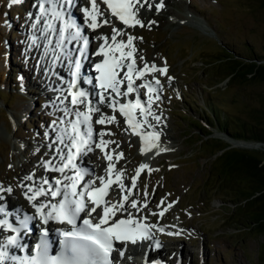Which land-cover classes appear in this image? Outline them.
<instances>
[{
  "label": "snow or ice",
  "instance_id": "snow-or-ice-1",
  "mask_svg": "<svg viewBox=\"0 0 264 264\" xmlns=\"http://www.w3.org/2000/svg\"><path fill=\"white\" fill-rule=\"evenodd\" d=\"M76 2L77 0H37V3L33 5L38 9V12L32 28L39 31L45 39L50 33H56L59 39L55 49L52 50L55 52L56 49H59V53L54 55V61L61 59L62 56L67 57L70 67L73 69L71 71L73 79L66 90L67 95H64L65 90L61 89V95L57 99L60 104H65L67 101L71 105L68 107L65 104L61 110L66 117L75 118L61 119L60 125L63 127H57L56 121L52 122L53 130L57 133L54 143L63 145L56 149L60 163L55 165L51 160H48L44 162L43 167L47 171L61 174V177L55 180V187L47 179H43L37 184L34 174L25 177L26 180L33 181V184L21 186L26 188L24 196L35 209V213L43 225L47 226L50 221H55L58 224H67L69 227L57 229L59 236L63 238L60 241L59 253L50 254L47 239L49 230L44 227L41 229V240L36 245L34 255L20 259L15 256L9 257L6 250H0V264H3L5 259L19 260V264H114V252H118L120 258L123 259L129 243L135 245L144 240L154 239L151 229L157 226L145 223L146 216L137 217L129 211L131 208L140 212L148 207L147 202L138 207L139 202L136 199L129 200V197L134 195L133 189L137 186V178L141 171L148 169L149 166L141 164L136 170V176L131 178V187L126 186L122 179L123 170H115L114 173L113 155L110 152H105L108 145L117 142L105 140L104 137L114 135V133L106 130L96 132L98 142H95L93 140V122L99 125L119 123L115 116L118 111L127 125L125 131L131 129L134 135L140 137L141 154L146 155L153 149L157 154L168 150L160 146L161 133L156 131V125L151 123V120H155L156 124H159L161 119L152 107L160 99L159 88L161 85L160 80L156 79L153 74L158 72L161 75H167V65L157 67L154 63L145 62L142 68H138L134 57L137 49L133 44L137 37L113 26L111 37L103 35L95 37L96 40L103 41L95 53L97 56H102L103 59L94 65V71L97 73L95 86L99 89L98 99L94 104L88 98L89 94L77 86V81L81 77V57L87 51L90 40L83 34L81 27L70 19L71 13L67 12L68 7L75 5ZM22 3L23 0H9L8 7L11 8L13 5ZM100 4L106 5L110 15L116 17L125 27H135L136 25L144 27L143 22L138 18L139 8L136 7L138 4L140 8L147 4L149 10L153 7L150 0H143V2L141 0H89L90 7H84L81 11L86 27L93 32L98 28L112 24L111 19L105 16ZM155 7L157 11L162 9L164 7L163 0H160V3ZM28 15L29 18H32V13ZM56 21L61 22L59 29H57ZM150 23L154 24L155 21ZM38 25L40 27H37ZM125 35H127L126 41L117 40L118 36ZM31 39L32 44L38 46L39 38L33 35ZM66 41L81 42V47L76 49L79 56L75 59L72 58L71 52L65 51ZM51 44L52 41L48 39L45 45V54ZM140 59L144 58L140 57ZM149 76L152 77L151 80H149ZM168 79L173 78L168 77ZM137 80L142 83L137 84ZM86 82L93 83L92 79H87ZM141 89H146V92L141 93ZM133 94H135L134 99H125V102H121L122 98ZM142 95L147 97L145 101H142ZM69 97H71L70 100ZM99 105H106L112 109L113 115L103 113ZM79 106H83V110ZM96 113H99V117L93 121V115ZM146 129H151V131H146ZM95 148H99L104 153V158L109 162L105 169L107 178L96 176L91 170L81 168L77 164L80 157L94 151ZM121 158H123L122 152L115 155L116 162ZM149 171L152 170L149 169ZM69 172L72 174L69 175ZM88 176L93 178L85 179ZM97 181H99V185H97ZM113 184H116L119 189V199L115 201L106 199L111 191H116L112 188ZM0 191L11 193L13 189L0 187ZM40 197H50L51 199L40 200ZM57 197L60 199H56ZM2 199L4 197L0 196V200ZM52 200L56 202L53 203ZM171 206V204L168 205L169 208ZM166 210L164 209L158 214L154 212L151 214L162 217ZM0 213L7 215L2 205H0ZM31 219L34 217L25 216L20 221V227H14L7 219H0V228H7L11 232L17 233V235L8 236L6 241L0 244V249H6L8 246L20 247L17 242L18 234L21 229L28 227V221ZM78 221L80 224L77 223ZM158 231L164 232V229L158 228ZM167 234L173 235V233ZM117 244L122 247L118 248ZM155 247H161L159 241L155 242ZM155 264H160V262L157 261Z\"/></svg>",
  "mask_w": 264,
  "mask_h": 264
},
{
  "label": "rangeland",
  "instance_id": "rangeland-1",
  "mask_svg": "<svg viewBox=\"0 0 264 264\" xmlns=\"http://www.w3.org/2000/svg\"><path fill=\"white\" fill-rule=\"evenodd\" d=\"M222 1H224V4L221 2L224 6H221V10L216 7L213 10L216 15L207 17L212 29L211 34L195 26L171 25L166 28L160 27L151 35L150 44L154 45L156 43L161 46L160 49L168 52L172 61H174L173 68L176 74L181 77L182 85L187 86L191 99L195 101L198 109L196 111L193 110L185 99L178 100L179 102L175 103L174 112L176 114L172 113L171 116L175 129L170 131L167 128V130L170 134V141H176L169 144V147L161 145L162 148L168 150L156 157V163L158 166L163 167L162 171H166L165 177L174 186V190L178 194L184 193L183 204H193L194 207L190 206V208L193 210L196 208L194 210L197 213L195 217L187 223L188 226L183 227L189 233L188 237L181 241L182 246L183 244L187 245L185 248L187 256H190L191 253L193 255L194 241L192 242L191 240L194 237L198 238L197 230L201 227L209 232L210 235L212 234V236L225 237L223 239L219 238L222 242L221 245L217 240H211L212 252H215L214 249H224L225 246L230 245V242L236 243V246L242 248V256L239 254L240 252H236L235 256L232 255L230 257L231 261L235 259L231 264H264V235L256 230L248 231L243 224H240V221H237L236 204H233L231 200L232 197H235L234 191L222 190V188L217 190V185L220 186L221 183L218 184V176L213 175V171H209L212 164L216 172L217 170L221 171V160L215 161L217 153H213L222 145L228 144L232 148L249 149L262 153L264 152V143L245 142V145H235L223 136L220 137V135L215 134V129L217 128H213L214 132L211 136L204 138L202 134H199L196 125L193 123L194 116H200L207 123L211 119L210 115L214 114L216 110L218 116H220L219 113H224L227 116L232 126L231 128L239 130L243 128V125L246 127L255 122L253 119L255 116L252 115L253 110L264 107V81L244 84L239 81L229 83L223 73V70L229 64H222L220 69V65L216 62L219 56L221 57L225 54L224 46L242 56L253 57L255 54L263 52L264 10L257 0ZM195 2L198 3L199 0H195ZM206 2L210 7L215 5L212 0H207ZM8 4L9 0H0V161L8 155L7 163L11 165L13 161L18 162L19 157H23L24 146L27 145V141L19 137L18 133L22 131L30 133L31 141L33 142L31 152H33V149L37 147L36 144H38L34 140L39 135L35 131L37 123L39 120L44 121L46 113L43 111L41 115L31 121L25 120L27 113H24L25 118L21 117L18 124L14 115L15 113L19 114L23 109L22 105L19 111L8 110L11 105L20 103L32 106L31 103L28 104L25 101L32 100L33 102L35 100L34 94L22 97L16 93V90V92L3 90L11 86L14 88L19 87L20 91L23 90L21 81L25 79V74L23 75L22 72L28 69L27 62L30 60L29 55L26 54V56L21 57L20 52L22 51L17 48L10 51L9 47V44H13V42H20L23 34L24 19L23 21L19 19L23 14H27L28 11L25 9V5L20 6V4H17L9 8ZM200 4L203 5L205 3L201 0ZM186 5L187 2L182 7L184 12L193 13L192 7L189 9ZM14 10L15 13L13 14ZM159 24L163 25V23ZM24 27L26 28L27 26L24 25ZM135 27L139 30L143 29L138 26ZM22 40L24 42L23 37ZM24 43L27 44V42ZM150 60L160 62L156 58ZM211 60L215 62L206 65L205 62ZM32 65L34 66V63ZM21 77L23 78L22 80ZM28 78L27 76V81L29 80ZM206 85H212V88H207ZM31 86H34V81ZM39 87L37 89H40ZM41 88L44 89L43 87ZM45 92L40 91L39 93L44 94ZM216 94L218 96H215ZM48 98L49 102L47 105L49 104L50 106V96ZM212 99H216L219 106L214 104L211 106L210 101ZM8 100H10V103H8ZM11 101L14 103L11 104ZM208 111L211 113H208ZM8 113L10 118L7 116ZM155 113L165 118L161 113L156 111ZM31 116L29 115V118ZM16 117L17 121H19L18 115ZM256 117L258 116L256 115ZM9 120H11V123ZM28 133H22L21 135L28 139ZM198 138L206 139V142L202 144L203 142L201 140L198 141ZM44 140L42 135H40L39 142L41 147ZM14 147H17L18 150H14ZM131 150V152L134 151L135 153L136 146H131ZM11 158H14V160H11ZM134 167L135 165L132 164L130 169ZM162 171L158 172L157 179L161 178ZM7 174L8 178L4 179L0 171L3 185L6 184L5 187H9L10 184H13L12 186H14L15 172L10 168L7 170ZM163 180L164 177L159 182L162 183ZM158 189H160V186ZM11 193H9L10 196H12ZM207 209L209 211L204 216L203 214L200 215V212L198 214V211H206ZM200 240H203V244L206 246V255H209L211 251L208 248V243L211 241L204 237V239L200 238L197 243ZM174 245L176 246L178 243ZM216 260H213L212 264H218Z\"/></svg>",
  "mask_w": 264,
  "mask_h": 264
},
{
  "label": "trees",
  "instance_id": "trees-1",
  "mask_svg": "<svg viewBox=\"0 0 264 264\" xmlns=\"http://www.w3.org/2000/svg\"><path fill=\"white\" fill-rule=\"evenodd\" d=\"M257 1L264 10V0ZM223 50L225 54L219 56L216 62L220 69L222 64H229L223 70L229 83L264 81V50L253 57L238 55L227 47ZM252 112L255 122L249 126L243 125V128L234 130L229 120L224 118L222 128L233 137L264 143V107ZM215 153V161L221 160V171L216 172L213 164L209 171H213V175L218 176V184L221 183L216 189L234 191L235 197L231 200L236 204L237 221L248 231L256 230L264 235V152L232 148L227 144L216 149Z\"/></svg>",
  "mask_w": 264,
  "mask_h": 264
},
{
  "label": "bare ground",
  "instance_id": "bare-ground-1",
  "mask_svg": "<svg viewBox=\"0 0 264 264\" xmlns=\"http://www.w3.org/2000/svg\"><path fill=\"white\" fill-rule=\"evenodd\" d=\"M169 1L174 2V3L180 2V0H163L164 7L160 10H161V12L165 13L166 15H171L173 13V10L170 7L165 6V4H167V2H169ZM150 3L153 5V7L151 8V12H148V14H144V13L142 14V12H140V10L142 8H140V6L138 7L139 8L138 18L143 22L144 27L151 29L152 27H154L156 25V23H163V25L164 24L165 25L171 24L172 21H169V19L167 17H159V16H155V14H154V11H156L155 6L160 3V0H152V1L150 0ZM145 6H147V4H145ZM28 9H30V8L28 7ZM35 10L37 13L38 9L36 7H34V11ZM32 18H29V16H26L23 18L24 22H25V26H27L29 23L32 22ZM150 19L155 21V23L150 24ZM189 21L195 22L197 25H200V27L205 32L211 33L209 31V28L207 27V25L201 23L200 20H196V19L190 17ZM136 26H138L140 29L144 28V27H141L139 25H136ZM37 27H40V25H38ZM106 27L107 26H105L103 28H106ZM35 34H36V37L39 38L37 40L38 46L32 44V39L29 36H27V34L25 36H23L24 42H27V44H29L31 47L29 52L32 54V52H33L32 50H34V51H36L37 56H42V60H44L45 58H51V61L53 62L54 61L53 55L50 56V54L48 52H47V54H45V52H46L45 45L47 44L48 40L43 38L39 31L35 30ZM137 42H138V39H135L133 41L135 46H136ZM54 44L55 43L52 42L51 46H54ZM147 63H149V64L154 63L157 67L162 66V64L160 62H156L153 60H149V61H147ZM143 65L140 66L139 68H142ZM48 71L49 72H47V74H46L48 77V80L45 78V80H44L45 83L43 84V88H48L47 86L54 79L52 76V71L50 69H48ZM49 75H51V77H49ZM42 76H45V73H43ZM149 80H151V79H149ZM41 87H42V85H41ZM51 96H50V103L51 104H53L54 106L55 105H61L59 103V100L57 99L60 96H58V97H57V95L53 96V97H51ZM100 107L103 109L104 112L111 110L106 105H100ZM160 118L161 119H160L159 124H156L155 120H151V123L156 125V131L161 133L160 138L170 140L171 138H170V134H169L167 128H165V126L161 123V120H163L164 118L163 117H160ZM146 131H151V129H146ZM218 135L223 136L224 138L231 141L235 145H245V142L236 141L233 139L230 140V138L225 134L218 133ZM52 136H53V133L51 131V135H50L51 140H52ZM55 140H56V137H55ZM48 143L49 142L47 140H44V143H42V147L39 148V150L35 153V155H31V154L26 152L25 158L20 159L18 165L11 168V170H13L15 172V174L17 175V177L14 180V186H12L13 184H11V188L13 189V191H12L13 193H11L12 196H10L9 193H6L4 199H2L1 202L4 200H7L8 206L16 208V211H19L20 213H22V210L34 211V208L31 206L29 201L24 196V192L26 191V188L21 187L22 185H31V184H33V181L26 180L25 177L28 175L34 174V180L37 184H39L43 179L51 180V179H53V176L55 177L56 175L60 174L59 172L47 171L43 167L44 162L47 161L48 159H51V161L55 165H58L60 163L59 156L57 155L56 149L54 150V148L51 147V149H48V151L46 152V155L44 154L43 148L45 149V147L47 146ZM52 144H55V146H57V144L54 142H52ZM138 145L140 146V143ZM59 147H63V145H60ZM65 151H66V149H65ZM102 166H103V161L101 159H98L97 168H102ZM1 182L3 184L2 179H1ZM10 216L12 218L16 217L15 215L12 216L11 213H10ZM0 233H4V230L0 229Z\"/></svg>",
  "mask_w": 264,
  "mask_h": 264
}]
</instances>
